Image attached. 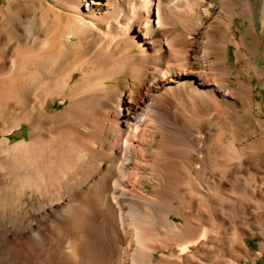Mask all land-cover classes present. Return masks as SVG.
Returning a JSON list of instances; mask_svg holds the SVG:
<instances>
[{"label": "bare ground", "instance_id": "1", "mask_svg": "<svg viewBox=\"0 0 264 264\" xmlns=\"http://www.w3.org/2000/svg\"><path fill=\"white\" fill-rule=\"evenodd\" d=\"M8 1L0 264H233L236 212L264 237V0Z\"/></svg>", "mask_w": 264, "mask_h": 264}, {"label": "rangeland", "instance_id": "2", "mask_svg": "<svg viewBox=\"0 0 264 264\" xmlns=\"http://www.w3.org/2000/svg\"><path fill=\"white\" fill-rule=\"evenodd\" d=\"M8 4H9L8 0H0V7L8 6ZM259 25H261L260 22H259ZM247 26H249V22L245 21L243 18H240V17L235 18L234 29H237V35L238 36H241L245 32ZM228 49H229L228 50V64L231 65V67L235 69L234 74H236L238 71H237V67L234 65V60H233L234 59V51H233L234 47L230 46ZM260 50H261V55L255 56L254 61L260 67H264V42H263ZM172 62H174V59H172ZM250 76H252V74H248L245 76V78H244L245 82L247 84H250V82L252 81L251 83L253 85V92H254L256 100L260 101V102H264V80L260 81L256 77H253V79L250 80ZM234 80H236V79H234ZM54 102H55V104H54ZM54 102L50 101L49 106H48V110H60L62 108V104L59 101V99H56ZM203 132H205L206 135H204V133H202L201 134L202 137H206L207 136V133H206L207 130H205ZM8 137L10 138L11 144H13L17 141H20V140H24L28 137V127L24 125L22 128L14 130L12 134L8 135ZM2 139H3V137L0 136V140H2ZM195 157H196V154H194L191 157V160L193 163L196 160ZM237 171H238L237 167L234 166L233 172L235 173ZM231 177H233L232 174H231L230 178ZM243 181H244V184L243 183L242 184L245 185L247 183V181L245 179ZM245 181H246V183H245ZM231 194H233V195H231L233 198L231 196H230V198H232L233 201H239V199H240L239 202H243V200H246V198H247L246 195H244V193H241V192H237V191L235 192L234 191ZM235 194H236V197H235ZM238 194L240 196H238ZM237 196H238V198H237ZM243 196H244V198H242ZM245 202L246 201H244V203ZM246 204H247V206L249 204V206H248L249 211L250 210L255 211L254 209L257 206L254 203L246 202ZM174 205H177V203H174ZM255 212H257V210ZM222 213H224V211L221 209L219 211L218 217L217 216L215 217V219L216 218L218 219V220L216 219V221H219V222L222 221V218H221ZM234 216H235V218H234L235 223L231 224V226H230L231 228L229 230L228 237L230 238V240L233 243L236 242L235 243L236 245H234V248H236L235 249L236 252H237V250L239 252H238V254L236 253V255L233 256V258L235 259V260L233 259V264H264V237L259 232L257 235L253 234L255 232L254 229H250V228L244 226L245 223H244L243 212H239V213L236 212L234 214ZM175 220H177V219H175ZM219 222H217V224H219ZM238 235L241 236V246H240V243H239V245L237 243V236ZM236 246H238L239 248ZM240 251H241V253H240ZM237 256H239L240 258Z\"/></svg>", "mask_w": 264, "mask_h": 264}]
</instances>
